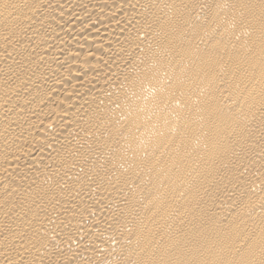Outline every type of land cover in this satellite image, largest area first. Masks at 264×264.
<instances>
[{
	"label": "bare ground",
	"instance_id": "obj_1",
	"mask_svg": "<svg viewBox=\"0 0 264 264\" xmlns=\"http://www.w3.org/2000/svg\"><path fill=\"white\" fill-rule=\"evenodd\" d=\"M0 264H264V0H0Z\"/></svg>",
	"mask_w": 264,
	"mask_h": 264
}]
</instances>
